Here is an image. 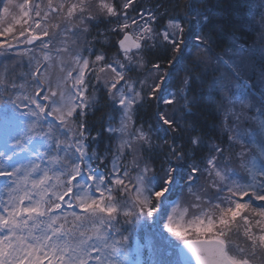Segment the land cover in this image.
Instances as JSON below:
<instances>
[{
	"label": "snow or ice",
	"instance_id": "snow-or-ice-1",
	"mask_svg": "<svg viewBox=\"0 0 264 264\" xmlns=\"http://www.w3.org/2000/svg\"><path fill=\"white\" fill-rule=\"evenodd\" d=\"M0 179V264H264V0H0Z\"/></svg>",
	"mask_w": 264,
	"mask_h": 264
},
{
	"label": "trees",
	"instance_id": "trees-1",
	"mask_svg": "<svg viewBox=\"0 0 264 264\" xmlns=\"http://www.w3.org/2000/svg\"><path fill=\"white\" fill-rule=\"evenodd\" d=\"M193 3L195 5V7L197 9H199L201 7L202 3L206 4L207 7H211L213 4L216 3V0H193ZM191 27H193V28L195 27L194 23L191 25ZM245 31H247V29H245ZM236 35L240 37L241 41L248 40L249 43L251 42L250 38L245 36L243 34V32L237 31ZM225 47H227V40H225L224 45L222 47H219L216 50H217V52H222ZM217 74H219V73H217ZM151 111H153V110H149L148 113L145 116V119L148 122H151V120H152ZM90 122L93 123V124L96 123V121H90ZM97 127H98V125H97ZM178 196H179V189H176V191H175V193H174L172 198L174 199V198H176Z\"/></svg>",
	"mask_w": 264,
	"mask_h": 264
},
{
	"label": "rangeland",
	"instance_id": "rangeland-1",
	"mask_svg": "<svg viewBox=\"0 0 264 264\" xmlns=\"http://www.w3.org/2000/svg\"><path fill=\"white\" fill-rule=\"evenodd\" d=\"M221 71H223V69H221ZM3 182H4V181H3L2 179H0V184H3ZM138 232H140L141 235L144 236V232H145V230L141 229V230H139ZM134 242H135V241H134ZM143 257H146V258H147L146 253L144 254ZM143 257H142V259H143ZM130 258H131V257H130Z\"/></svg>",
	"mask_w": 264,
	"mask_h": 264
}]
</instances>
